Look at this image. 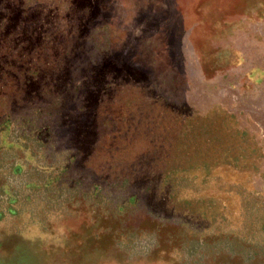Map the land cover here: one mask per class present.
Masks as SVG:
<instances>
[{
	"label": "rangeland",
	"instance_id": "1",
	"mask_svg": "<svg viewBox=\"0 0 264 264\" xmlns=\"http://www.w3.org/2000/svg\"><path fill=\"white\" fill-rule=\"evenodd\" d=\"M264 264V0H0V264Z\"/></svg>",
	"mask_w": 264,
	"mask_h": 264
},
{
	"label": "clouds",
	"instance_id": "2",
	"mask_svg": "<svg viewBox=\"0 0 264 264\" xmlns=\"http://www.w3.org/2000/svg\"><path fill=\"white\" fill-rule=\"evenodd\" d=\"M154 234H143L142 237L129 242L125 246V251L128 256V264H137V261L141 258L147 257L152 249L155 247Z\"/></svg>",
	"mask_w": 264,
	"mask_h": 264
}]
</instances>
